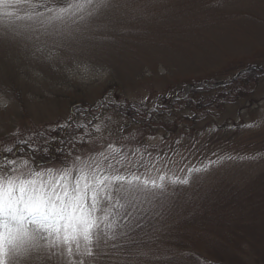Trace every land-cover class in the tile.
Returning <instances> with one entry per match:
<instances>
[{
  "label": "rangeland",
  "instance_id": "rangeland-1",
  "mask_svg": "<svg viewBox=\"0 0 264 264\" xmlns=\"http://www.w3.org/2000/svg\"><path fill=\"white\" fill-rule=\"evenodd\" d=\"M44 2L0 4V164L15 161L4 171L60 190L79 156L164 188L96 257L42 240L9 264H264V77L230 102L190 93L264 67V0H109L72 25L91 39L63 46L53 27H27Z\"/></svg>",
  "mask_w": 264,
  "mask_h": 264
},
{
  "label": "snow or ice",
  "instance_id": "snow-or-ice-1",
  "mask_svg": "<svg viewBox=\"0 0 264 264\" xmlns=\"http://www.w3.org/2000/svg\"><path fill=\"white\" fill-rule=\"evenodd\" d=\"M0 4L5 7L19 6L30 4V0H0ZM108 7L109 0H67L61 7H49L45 0L43 4L31 5L28 19L32 24L27 27L33 32H38L39 27H53L61 46L71 45L91 39L72 25ZM12 15L6 13L9 25L15 35H23L13 25ZM16 19L22 17L17 16ZM104 159L107 161L108 157ZM14 164V160L0 164V264H9L10 257L28 259L33 252L39 253L42 240L46 241L44 247L48 249L63 246L69 257L74 248L79 255L96 257L102 253V249L97 250L102 241L108 237L112 240L117 238L115 229L118 221L123 219L127 223L130 217L138 216L137 210L141 205H154L157 195L164 188L163 177L157 184L149 179L142 180L136 171L128 168L122 169L110 162L103 165L99 160L86 163L77 156L73 166L61 177L71 178L75 169L78 175L72 185L65 183L60 190L55 187L45 190L42 185L37 187L35 179H23L4 171ZM11 171L16 170L12 168ZM173 183L187 184L188 181ZM162 204L163 201L156 207ZM142 210L148 211V208ZM136 227L142 229L145 225L139 223ZM154 239L159 237L149 236L146 242ZM136 251L138 255H147L141 248Z\"/></svg>",
  "mask_w": 264,
  "mask_h": 264
},
{
  "label": "trees",
  "instance_id": "trees-1",
  "mask_svg": "<svg viewBox=\"0 0 264 264\" xmlns=\"http://www.w3.org/2000/svg\"><path fill=\"white\" fill-rule=\"evenodd\" d=\"M260 77H264V67L257 68V67H251L249 70L241 73L239 76H237L235 79L232 80L229 84L222 86L219 89L215 88H208V89H191L190 93L191 95L199 94L204 91H217L216 94L211 99L215 100L216 102L222 101V102H230L234 101L238 98V92L240 90L249 91V86L246 85L247 82H250L249 84L256 85ZM189 99L185 98L184 101ZM178 101V100H177ZM214 102V101H213ZM196 105V103H195ZM203 107H206L204 105ZM131 112V111H130ZM132 113V112H131ZM153 113H150L152 115ZM148 116V114H147ZM149 120V119H148ZM148 120L145 119V124L148 123ZM67 143V141H66Z\"/></svg>",
  "mask_w": 264,
  "mask_h": 264
},
{
  "label": "water",
  "instance_id": "water-1",
  "mask_svg": "<svg viewBox=\"0 0 264 264\" xmlns=\"http://www.w3.org/2000/svg\"><path fill=\"white\" fill-rule=\"evenodd\" d=\"M224 84V83H223Z\"/></svg>",
  "mask_w": 264,
  "mask_h": 264
}]
</instances>
